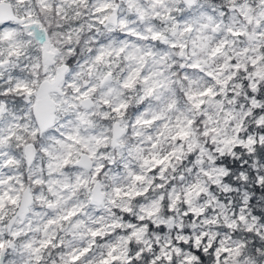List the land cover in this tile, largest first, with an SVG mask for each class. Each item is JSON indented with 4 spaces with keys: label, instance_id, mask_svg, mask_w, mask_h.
I'll use <instances>...</instances> for the list:
<instances>
[{
    "label": "snow or ice",
    "instance_id": "1",
    "mask_svg": "<svg viewBox=\"0 0 264 264\" xmlns=\"http://www.w3.org/2000/svg\"><path fill=\"white\" fill-rule=\"evenodd\" d=\"M249 184L264 0H0V264H256Z\"/></svg>",
    "mask_w": 264,
    "mask_h": 264
},
{
    "label": "trees",
    "instance_id": "2",
    "mask_svg": "<svg viewBox=\"0 0 264 264\" xmlns=\"http://www.w3.org/2000/svg\"><path fill=\"white\" fill-rule=\"evenodd\" d=\"M243 159H246V156L243 158ZM243 159L239 162H233V161H229V163L232 164L233 168H237L239 166H242V167H247V165H244L243 164ZM247 189L250 190L254 195H255V198H256V202H258V208H257V211H261V207L259 205H264V194H262V190L259 189L258 186H247Z\"/></svg>",
    "mask_w": 264,
    "mask_h": 264
},
{
    "label": "clouds",
    "instance_id": "3",
    "mask_svg": "<svg viewBox=\"0 0 264 264\" xmlns=\"http://www.w3.org/2000/svg\"><path fill=\"white\" fill-rule=\"evenodd\" d=\"M249 186H251V184H249ZM242 189H241V193H242ZM264 253L261 252H257V254L254 256V259L256 260V264H264Z\"/></svg>",
    "mask_w": 264,
    "mask_h": 264
},
{
    "label": "rangeland",
    "instance_id": "4",
    "mask_svg": "<svg viewBox=\"0 0 264 264\" xmlns=\"http://www.w3.org/2000/svg\"><path fill=\"white\" fill-rule=\"evenodd\" d=\"M242 191H248V189L247 188H243Z\"/></svg>",
    "mask_w": 264,
    "mask_h": 264
}]
</instances>
